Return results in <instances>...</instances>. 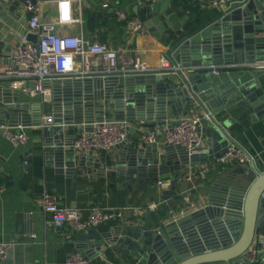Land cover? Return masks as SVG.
Returning a JSON list of instances; mask_svg holds the SVG:
<instances>
[{
    "label": "water",
    "instance_id": "obj_1",
    "mask_svg": "<svg viewBox=\"0 0 264 264\" xmlns=\"http://www.w3.org/2000/svg\"><path fill=\"white\" fill-rule=\"evenodd\" d=\"M171 1L145 0L132 11L142 14L147 31L164 42L171 64L180 68L147 75L58 79L46 84L52 88V99L44 103L21 101L20 89L0 84V125L6 121L9 128H39L41 160L68 177L78 174L95 185L99 179L114 175L124 177L121 187L128 189L146 179L151 185H169L173 192L189 166L213 162L222 153L216 144L225 147L227 136L235 137V131L228 133L227 129L243 121L248 111H252L251 120H264V95L257 94L264 72L244 65L264 59V0L231 2L223 11L184 31L170 25L168 18L173 11L167 9ZM11 16L7 3L0 1L4 57L12 49L8 32L16 28ZM29 40L36 42V37L29 35ZM193 105L215 115L207 122L215 147L189 156L179 146L129 141V132L137 128L170 123L167 107L186 116ZM45 107L50 108L53 119L50 126H41ZM233 108L244 114L236 119L227 116ZM104 116L133 124L126 140L113 149V161L95 158L94 151H76L72 147L74 136L68 135L72 125L82 126L79 134L91 131V124ZM26 155L20 157L24 165ZM27 161L32 162L30 154ZM33 233L31 227H25L23 242L40 241ZM122 234L120 242L116 235L97 237L89 246L92 252L86 255H99L106 242L124 255L135 252L142 264H264V159L234 172L218 173L209 182L203 207L156 229L137 227ZM251 246L256 255L248 260L244 254Z\"/></svg>",
    "mask_w": 264,
    "mask_h": 264
},
{
    "label": "crops",
    "instance_id": "obj_2",
    "mask_svg": "<svg viewBox=\"0 0 264 264\" xmlns=\"http://www.w3.org/2000/svg\"><path fill=\"white\" fill-rule=\"evenodd\" d=\"M0 1L7 3L12 14V22L16 27L15 30L8 32L12 38L13 46L19 41L21 32L26 30L27 14L19 0ZM205 1L178 0L177 3L176 0L171 1L167 9L173 11L168 18L171 27L176 31L188 30L186 29L187 25L191 22L196 25L197 22L212 17L214 13L223 11L231 2L237 0H231L220 9L206 8L204 6ZM103 3H108L109 8H102ZM137 3V0H83L79 6L74 5L76 15L79 11L82 12L83 22L81 25H71L67 32L71 34L82 32L87 38L106 43L110 48L117 50L123 48L138 49L147 64L155 68L159 64L161 54H166L167 48L164 42L148 31L145 34L130 37L126 32L124 23L117 16L118 11H125L134 15L132 9ZM41 12L42 17L47 20L55 14L54 8L49 5H43ZM85 12L93 14L95 17V28L92 31L87 27ZM136 16L142 17V14L139 13ZM166 37L167 35L163 34V38ZM0 46V61H2L4 48L2 41H0ZM244 65L264 72L263 69L258 68L264 65V59ZM259 83L260 88L257 90V94L264 95V76ZM0 84L10 87L6 82H0ZM20 99L25 102H41L39 96H31L25 92L21 93ZM195 111L205 112L201 107L193 105L186 115ZM251 112H247L248 116L243 121L233 123L227 132L235 131L236 134L233 139L247 146L255 154V161H257L264 159V120H251L249 117ZM48 114L51 115L50 108L45 107L43 115ZM222 114L224 113H218L219 116H223ZM243 114L237 108H233L227 116L236 119ZM166 115L167 120L171 122L155 128L160 132L180 117L174 107H167ZM129 124L128 132L133 126L130 121ZM3 125L7 126L6 121H3ZM80 128H82L80 125L70 126L68 135L77 137ZM22 129L28 138L25 144L20 146L10 144L0 130V242L12 243V247L0 264H64L66 257L72 252L80 251L84 255L92 252L89 247L90 244L96 242L97 237L102 235H116L118 242H120L124 238L122 234L124 231L126 233L131 232L137 227L156 229L172 220L170 211H176L183 207L186 211L203 207L206 202L209 182L218 173L234 172L242 167L237 165L218 167L213 162L205 160L203 164L189 166L191 180L187 181L184 178L180 185H176L173 192H171L169 185L164 187H160L158 184L151 185L146 179L141 184L133 183L130 189L121 187L125 180L124 177L114 175L99 179L93 185L78 174L68 177L64 172L59 171L55 165L43 163L40 158L42 147L40 129L37 127ZM203 129L205 136L204 151H206L215 146L212 142V129L207 122ZM148 130L147 128H137L135 132H129L131 144L141 142V136ZM158 146L162 147L163 145L159 144ZM216 147L217 149L223 148L219 143L216 144ZM112 151L95 150L93 154L95 158L113 161ZM25 154H30L32 157L31 163L27 161V155L24 157L26 165L23 164L24 161L20 160V157ZM22 165L24 166L20 169ZM45 189L56 196L60 206L80 208L83 219L88 218L87 210L93 204H99L107 209L128 206L134 209V213L128 214L124 219L107 220L81 232H74L66 227L58 229L51 224L49 217L43 213L40 207L39 198ZM186 190L187 192H185ZM183 192L185 193L180 195ZM185 195L193 203V208L185 204ZM154 201L164 202L156 211L138 212L139 208H143ZM25 227H31L34 231L32 236L40 238L38 239L40 241L30 244L24 243L22 236H25ZM90 260L92 264H142L135 252L130 251L124 255L115 251L106 242H104L100 254L93 255Z\"/></svg>",
    "mask_w": 264,
    "mask_h": 264
},
{
    "label": "built area",
    "instance_id": "obj_3",
    "mask_svg": "<svg viewBox=\"0 0 264 264\" xmlns=\"http://www.w3.org/2000/svg\"><path fill=\"white\" fill-rule=\"evenodd\" d=\"M12 2L14 0H6ZM83 0H22L23 10L27 14L26 32L21 34L19 41L12 46L7 57L0 61V82H6L12 89H20L31 96H39L41 102H50L52 88L46 86L49 82L65 78H95L109 75H147L159 71H170L180 68L173 66L166 54H161L157 67H150L142 58L138 49H113L106 43L91 40L79 34L68 33L71 25L82 24L83 15L79 11L74 13V5L78 6ZM145 0H137L142 2ZM231 0H206L204 6L209 9H220ZM52 6L55 14L51 19L42 17L41 7ZM102 8L108 9L109 4L103 3ZM118 19L124 23L130 37L142 35L147 32L144 20L140 16L125 11L117 12ZM29 35L36 37V42L29 40ZM6 59L7 62L3 60ZM215 68L214 66H212ZM264 70V65L258 67ZM29 86L26 87V84ZM215 115L210 112H192L180 116L164 128L161 132L155 128L149 129L141 136L145 144H169L184 149L189 156L204 151L205 136L204 124L212 121ZM53 119L50 114L43 115L41 126H50ZM91 131H84L74 138L72 147L79 152L111 151L126 140L129 121L125 119H108L104 116L102 121L93 122ZM5 138L13 146L25 144L27 135L21 127L9 128L0 125ZM227 144L222 153L216 156L213 163L218 167L232 165L248 166L255 161V154L245 145L232 137L227 136ZM187 181L191 180L190 171L185 174ZM160 184V183H159ZM187 192V190L185 191ZM185 192L180 195H183ZM185 204L193 208V203L187 195ZM40 207L49 217L55 228H69L74 232H81L88 227L99 225L107 220L124 219L128 214L134 213L132 207L107 209L99 204L88 208V218L83 219L80 208L62 207L56 196L45 189L39 198ZM164 201L148 203L138 212L156 211ZM195 209L180 208L170 211L174 220ZM12 247L10 242H0V262L5 258ZM256 248L251 246L244 257L253 260ZM64 264H92L90 258L80 251L70 253Z\"/></svg>",
    "mask_w": 264,
    "mask_h": 264
},
{
    "label": "trees",
    "instance_id": "obj_4",
    "mask_svg": "<svg viewBox=\"0 0 264 264\" xmlns=\"http://www.w3.org/2000/svg\"><path fill=\"white\" fill-rule=\"evenodd\" d=\"M178 0H176V3H177ZM84 17H85V21H86V24H87V27L90 31L94 30L95 28V17L93 14H89L87 12L84 13ZM194 25L192 24V22L187 25V28L186 29H191ZM0 52H1V46H0ZM165 215V213L163 214V216Z\"/></svg>",
    "mask_w": 264,
    "mask_h": 264
}]
</instances>
